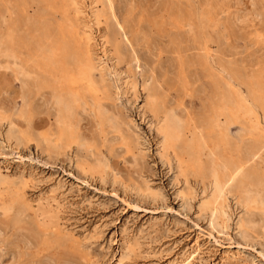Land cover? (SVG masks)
<instances>
[{
    "label": "rangeland",
    "instance_id": "rangeland-1",
    "mask_svg": "<svg viewBox=\"0 0 264 264\" xmlns=\"http://www.w3.org/2000/svg\"><path fill=\"white\" fill-rule=\"evenodd\" d=\"M75 1L32 4L29 17L72 29L60 40L74 59L90 57L103 107L124 131L100 127L86 107L74 147L56 152L42 143L57 130L55 110L49 92L25 104L15 66L3 57L1 36L14 14L8 18L0 0V264H264V215L232 195L220 212L206 209L210 181L164 151L163 119L149 104L153 90L161 108L192 124L221 83L227 97L251 106L249 83L264 68V0ZM181 14L195 25L181 23ZM207 19L211 42L200 32L199 46L195 27ZM122 134H131L132 150ZM99 164L103 170L93 169Z\"/></svg>",
    "mask_w": 264,
    "mask_h": 264
},
{
    "label": "bare ground",
    "instance_id": "bare-ground-1",
    "mask_svg": "<svg viewBox=\"0 0 264 264\" xmlns=\"http://www.w3.org/2000/svg\"><path fill=\"white\" fill-rule=\"evenodd\" d=\"M44 1L45 0H4V2H2L4 3V7H2L3 10L5 9L6 16L11 14H14V16L12 15L13 18L11 17V22L8 21L6 23V30L4 35L1 36L3 37L1 41L4 48L3 57L6 62L15 66V78L22 85L21 92H23L24 100L26 101L25 104L29 103L34 95H42L45 92H49L50 94L51 103L55 110L54 118L57 123V130L54 134H48L42 137V143L48 144V146L51 147L48 148L52 149L51 151L54 150L58 152L64 148H69L71 144L78 141L80 139L79 131L81 130L79 126L80 117L86 107L91 108L95 112L94 116H97L100 127L106 128V126H110V128L116 132L122 133L124 131V128H122L123 123L121 124V121L112 119L105 111V107H103L105 106L103 105V100L105 98L102 96V90L95 79V67L90 61V57L83 54V52L74 59L71 52L60 40L66 32L73 35L72 29L68 28V25L67 27L66 25L60 26V24L55 25L54 23L48 24L46 20L32 19L33 17H29V9L32 4L43 5ZM49 15L50 14L46 12V16ZM202 16L203 19L208 18L204 15ZM188 17L189 16L185 14H181L180 18L183 19H181L180 22L187 23L189 26L195 25L193 24V21L196 23L195 19L192 20L194 17ZM204 21V25L201 26L202 28L196 24L197 27H195V30L198 31L196 35L193 36L194 42L196 44L199 43V46H202V44L200 45V38H198L200 37V32L203 34L204 41L208 43L210 33H212H209V29L215 27L211 23L213 20L207 19ZM213 29H211V31H213ZM37 32L39 33V38L36 36ZM53 37H57V39H53ZM67 37L66 40L68 39ZM43 41L48 44V49L47 46L42 43ZM176 45L177 43H175V46ZM44 48L47 50L42 55L37 56V50ZM81 50H79V52ZM219 54L222 55V53ZM199 57H201V55ZM201 59L199 62H204L201 61ZM206 63L211 64L212 62L207 58ZM206 63L204 67L207 65ZM206 72L208 73L207 69ZM260 72L259 70V74L255 73L258 77L255 75L251 83L248 82L250 91L249 97L252 101L250 104L251 106L247 104L245 96L244 99L236 95L227 97L223 91L225 85L221 88V83L215 80V82L218 83H214L216 97L214 96V98L210 100L206 112L201 116V119L192 122V124H188L189 121L177 117L172 111L170 113V110L168 112L164 110V108H161L156 93H153V90L149 93V104L152 110L156 114L161 115L163 119L161 127L159 128L163 136L162 144L164 151L167 154H175L179 166L183 171L210 181L211 196L206 201L205 208L214 213L223 210L227 197L232 195L236 196L245 210L247 209L251 214H256L257 212L255 211H259L264 215V126L257 112L259 108L264 114V94L260 91V88L264 85V68L263 71ZM209 74L211 75V73ZM229 76L230 75L227 77ZM224 78L226 77L224 76ZM212 79L214 80V78ZM241 81L244 80L241 79ZM187 83L188 82H186L185 85H187ZM180 112H182V110ZM234 126H239L240 128V130L238 129L239 135L237 137L232 135V128ZM122 129L123 131H121ZM188 132L191 133V138L187 135ZM107 133L108 132H106V135ZM122 137L125 144L131 149V134H122ZM79 143L77 144L78 146H80ZM74 145L75 144H73V147ZM100 162H102V160H100ZM100 162L98 161L95 165ZM100 164L98 167L94 166L93 169H102L103 164ZM93 172L94 170L92 171L91 169V173ZM253 226L254 225H252V227Z\"/></svg>",
    "mask_w": 264,
    "mask_h": 264
}]
</instances>
